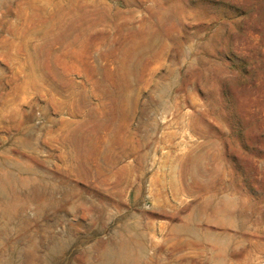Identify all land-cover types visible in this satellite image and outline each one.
I'll return each mask as SVG.
<instances>
[{
	"label": "rangeland",
	"instance_id": "obj_1",
	"mask_svg": "<svg viewBox=\"0 0 264 264\" xmlns=\"http://www.w3.org/2000/svg\"><path fill=\"white\" fill-rule=\"evenodd\" d=\"M0 264H264V0H0Z\"/></svg>",
	"mask_w": 264,
	"mask_h": 264
}]
</instances>
